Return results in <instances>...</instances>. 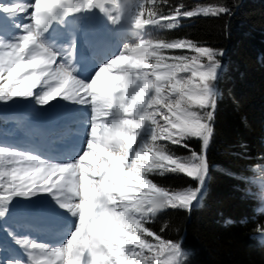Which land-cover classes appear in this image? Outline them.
Masks as SVG:
<instances>
[{
  "label": "snow or ice",
  "instance_id": "6c2138e0",
  "mask_svg": "<svg viewBox=\"0 0 264 264\" xmlns=\"http://www.w3.org/2000/svg\"><path fill=\"white\" fill-rule=\"evenodd\" d=\"M93 8L109 12L114 24L127 16L139 33L148 26L173 29L181 19L230 12L224 5L187 10L180 4L164 13L156 0H137L130 15L123 6L108 11L104 0H34L0 7L7 13H23L29 21L20 26L15 42H0V102L35 97L43 105L61 97L91 110L85 149L70 162H50L0 147V205L47 192L77 217L70 238L60 247L16 240L33 264H184L187 253L181 244L145 225L161 209L190 211L199 200L209 171L206 149L213 135L216 81L222 71L218 57L223 53L190 39L153 41L139 34L138 42L126 43L89 82H83L70 67L75 46L67 64L61 63L59 53L43 42L42 32L58 12ZM140 49L148 54L137 55ZM164 50L179 54L166 57ZM189 50L195 55L185 54ZM38 86L42 91L37 96ZM145 130L148 138L141 140ZM191 138L202 141L200 153L187 143ZM169 145L191 155L178 156ZM101 158L106 160L97 166ZM167 173L184 174L197 181V187L174 191L148 178ZM6 211L0 209V217Z\"/></svg>",
  "mask_w": 264,
  "mask_h": 264
},
{
  "label": "trees",
  "instance_id": "16d2710c",
  "mask_svg": "<svg viewBox=\"0 0 264 264\" xmlns=\"http://www.w3.org/2000/svg\"><path fill=\"white\" fill-rule=\"evenodd\" d=\"M156 2L164 13L180 4L187 10L224 5L230 12L221 17L181 19L173 29L150 26L153 41L190 39L223 54L218 57L222 71L216 81L217 106L207 150L209 171L199 200L190 211L161 209L145 227L163 239L182 241L187 253L184 264H264V244L255 237L264 229V215L255 211L259 194L253 187L257 167L264 164V0ZM143 14L145 19L147 6ZM161 54L167 57L179 51ZM185 54L195 55L190 50ZM187 143L198 153L202 151L200 139L191 138ZM169 147L178 156L191 155L187 149ZM148 178L174 191L198 184L184 174ZM148 239L158 243L154 237Z\"/></svg>",
  "mask_w": 264,
  "mask_h": 264
},
{
  "label": "rangeland",
  "instance_id": "374dc122",
  "mask_svg": "<svg viewBox=\"0 0 264 264\" xmlns=\"http://www.w3.org/2000/svg\"><path fill=\"white\" fill-rule=\"evenodd\" d=\"M10 3H2L0 1V7L3 6H9L11 7L15 2H30V0H8ZM137 2V0H115V4H114V12L117 11V5L118 6H124L125 9L127 10V14L130 15L131 12L134 10L135 7V3ZM140 2H143V0H140ZM117 3V4H116ZM129 5H131V7H128ZM84 12V11H81ZM127 17V16H126ZM20 21L21 18L17 17V14H11V13H7L4 12L2 10H0V42H5V43H11L13 42L12 39L15 38L14 40H17V35L20 36L21 32L18 34H14L13 31H10V28H14L17 30L16 27H14L15 25H20ZM128 25L131 26L130 22H129V18L127 17L126 21H125ZM10 27V28H9ZM133 30V31H132ZM131 33L134 35V38H131L129 41L130 42H138V35L142 34L145 39H147V32L144 31L143 33H139V30H136L134 28L131 29ZM137 33L135 34L134 32ZM19 38V37H18ZM43 42L46 45H51L50 42L46 39H44L42 37ZM59 49V48H57ZM59 53V56L62 57V53L59 52V50H56ZM61 63H65L63 57L62 60H60ZM73 73L78 75L76 70H73ZM42 89H39V86L37 87L36 90V94L37 96L41 93ZM60 99H58V101L53 100L51 102H49L48 104H40L37 102L35 97H29V98H16L14 100H11L7 103H3L0 102V142L2 140H4V134H18V135H28L31 134L32 132H35V134H41V129L36 128L33 129L32 131H30L29 133L26 132V130L24 128H26L27 126L32 125L35 122V118H36V114H47V115H51V113H54L55 111H62L64 110V108L67 105H64L62 103L61 97H59ZM66 100L63 99V102H65ZM31 111V112H30ZM18 113H21L20 115H18ZM30 115V116H29ZM29 116V117H28ZM53 116V115H52ZM161 122H163L161 120ZM87 124H89V121H87ZM146 130L145 132L142 134L141 136V140H144V136H145ZM1 147V145H0ZM4 148H8V147H4ZM9 149V148H8ZM13 149V148H11ZM15 150V149H14ZM21 152H27L28 154H30L28 151H24V150H20ZM33 155V154H31ZM106 160V158H101L99 160L96 161L97 166L100 163H103ZM125 171H127V169H125ZM259 176L257 179V183L255 185L258 186L259 189H261V198H260V207L259 209L261 210L260 213L264 214V185H262L261 183L264 182V165H261L258 167L257 169ZM91 175V174H90ZM54 179V178H53ZM55 180V179H54ZM249 192H252L249 191ZM42 195H44V192L39 193V195L37 196V199L35 198V196H30V197H15L11 203L4 205V207L7 208V213L10 212V220L9 222H7V224H5L4 229L0 232V264H3L7 261H13V264L16 261H20L22 262V264H26V259L29 258L26 249L21 246L20 244H18L16 242L17 239H23L24 236L22 235V231L20 228L17 227V225L14 223L15 221L20 223L21 222V218L25 217V212L26 211L27 214H35L40 212H43V209H38V206L40 205V198L42 197ZM47 202H50V206L51 209L54 210H58L60 211V205L57 202V200L54 198V196H52L51 194L49 195V199L47 200ZM78 202V201H77ZM20 205V207L17 208V206ZM48 206V205H47ZM11 217H15L13 218V220L11 219ZM77 220V217H76ZM10 238V236H12ZM28 239V238H27ZM257 239L264 243V231L261 232L258 236ZM29 240V239H28ZM12 245V246H11ZM8 248V249H6ZM9 249H13L17 255L22 256L23 259H16V260H7V261H3V259H5V257L7 256V254L9 253Z\"/></svg>",
  "mask_w": 264,
  "mask_h": 264
},
{
  "label": "bare ground",
  "instance_id": "6f19581e",
  "mask_svg": "<svg viewBox=\"0 0 264 264\" xmlns=\"http://www.w3.org/2000/svg\"><path fill=\"white\" fill-rule=\"evenodd\" d=\"M2 3H10L8 0H0ZM30 2H34V0H30ZM107 9H108V11H110L111 10V8H112V5H108L107 7H106ZM30 11H31V9H30ZM86 12V19H89V18H92V15H91V12H92V10H86L85 11ZM109 12H104V13H102V15L104 16V20H105V22H110V19H109ZM17 17H20L21 19H22V24L23 23H28L29 21L26 19V17L24 16V14L23 13H20L19 15H17ZM115 28L117 29V30H119V29H122V30H125L126 31V27L125 26H123V25H115ZM10 31H16V29H14V28H11L10 29ZM17 31H20V29H18ZM127 37H126V39H127V41H129L131 38H134V37H131L130 36V34L129 33H127V35H126ZM60 60H61V58H60ZM93 72V70L92 69H90V70H88V71H86V73H92ZM95 74V73H94ZM74 76H75V78H77V79H79V80H81V81H83L84 82V79H82L83 77H78V75H75L74 74ZM89 77H92V76H87L86 78H89ZM71 108H74V110L75 111H77V110H80V109H82V108H88V107H86V106H83V105H80V104H76L75 103V105H73ZM68 110H70V107H66L65 108V111H64V113H68ZM89 111L91 112V110H90V108H89ZM64 113H58V112H56V113H54V114H52L53 116H63L64 115ZM38 116H43L42 114H40V115H38ZM60 118V117H59ZM85 149V145H84V147L82 148V150H81V147H80V154H81V152L83 151ZM70 150H68V153L66 154V156H64V158H67V159H69L71 156H69L70 154H71V152H69ZM79 154V155H80ZM67 161H70V160H67ZM67 161H65V162H67ZM262 185H264V182H262L261 183ZM264 187V186H263ZM72 216L74 217V219L76 220V216H74L73 214H72ZM76 221H78V220H76ZM69 238H70V236H69ZM52 240L53 239H45L44 240V242L45 243H50L51 245L53 244L52 243ZM62 242H64L65 243V240H63V241H61L60 243H62ZM56 245V244H55ZM60 246V245H59Z\"/></svg>",
  "mask_w": 264,
  "mask_h": 264
},
{
  "label": "clouds",
  "instance_id": "9594fccd",
  "mask_svg": "<svg viewBox=\"0 0 264 264\" xmlns=\"http://www.w3.org/2000/svg\"><path fill=\"white\" fill-rule=\"evenodd\" d=\"M148 51L149 50H147V49H140V50H138V52L136 54L137 55H147Z\"/></svg>",
  "mask_w": 264,
  "mask_h": 264
},
{
  "label": "water",
  "instance_id": "95a60500",
  "mask_svg": "<svg viewBox=\"0 0 264 264\" xmlns=\"http://www.w3.org/2000/svg\"><path fill=\"white\" fill-rule=\"evenodd\" d=\"M95 2H99V0H94ZM105 3H110V0H104ZM98 10H100L99 8H97ZM206 153H207V149H206Z\"/></svg>",
  "mask_w": 264,
  "mask_h": 264
}]
</instances>
